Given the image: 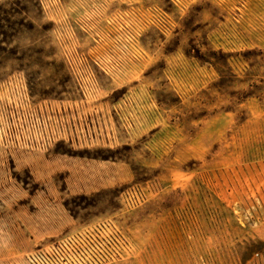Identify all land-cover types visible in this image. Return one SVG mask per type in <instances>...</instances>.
<instances>
[{
    "label": "rangeland",
    "instance_id": "rangeland-1",
    "mask_svg": "<svg viewBox=\"0 0 264 264\" xmlns=\"http://www.w3.org/2000/svg\"><path fill=\"white\" fill-rule=\"evenodd\" d=\"M0 264H264V0H0Z\"/></svg>",
    "mask_w": 264,
    "mask_h": 264
},
{
    "label": "built area",
    "instance_id": "built-area-1",
    "mask_svg": "<svg viewBox=\"0 0 264 264\" xmlns=\"http://www.w3.org/2000/svg\"><path fill=\"white\" fill-rule=\"evenodd\" d=\"M32 259H35L34 256L32 257Z\"/></svg>",
    "mask_w": 264,
    "mask_h": 264
}]
</instances>
